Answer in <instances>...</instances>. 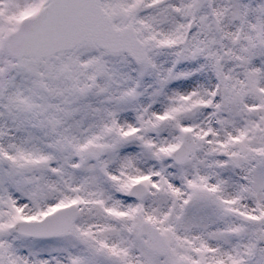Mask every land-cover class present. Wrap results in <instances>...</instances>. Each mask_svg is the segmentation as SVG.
Instances as JSON below:
<instances>
[{"label": "snow or ice", "instance_id": "6c2138e0", "mask_svg": "<svg viewBox=\"0 0 264 264\" xmlns=\"http://www.w3.org/2000/svg\"><path fill=\"white\" fill-rule=\"evenodd\" d=\"M0 264H264V0H0Z\"/></svg>", "mask_w": 264, "mask_h": 264}]
</instances>
